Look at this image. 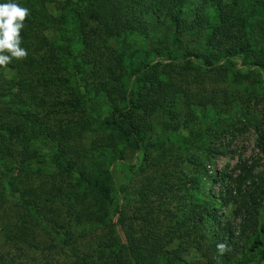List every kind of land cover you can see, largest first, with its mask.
<instances>
[{
  "label": "trees",
  "instance_id": "trees-1",
  "mask_svg": "<svg viewBox=\"0 0 264 264\" xmlns=\"http://www.w3.org/2000/svg\"><path fill=\"white\" fill-rule=\"evenodd\" d=\"M16 2L30 15L21 31L27 58L0 67V166L20 221L7 239L36 244L39 228L51 234V247L71 251L73 264H249L264 245V167L240 159L229 172L209 175L218 191L195 205L187 191L198 176L182 166L167 169L165 158L181 129L189 132L186 144L203 145L193 130L196 121L207 109H226L213 95L191 92L181 69L194 72V83L201 84L203 67L210 68L207 77L229 81L220 89L224 96L264 97V0ZM51 3L58 6L55 15ZM50 28L57 38L45 33ZM236 57L245 69L233 72ZM8 69L27 77H8ZM178 75L185 85L176 82ZM61 90L72 97L54 96ZM225 121L209 125L219 132ZM251 126L264 152V118ZM86 129L94 133L87 146L81 137ZM128 153L136 159L133 172L141 175L133 189L139 205L133 206V235L121 217L122 233L110 227L81 251L78 241L108 227L112 214H123L108 165ZM45 158L64 172L68 185L21 180ZM188 242L202 251L201 259L183 256ZM219 242L230 249L222 256ZM8 260L0 254V264Z\"/></svg>",
  "mask_w": 264,
  "mask_h": 264
},
{
  "label": "rangeland",
  "instance_id": "rangeland-1",
  "mask_svg": "<svg viewBox=\"0 0 264 264\" xmlns=\"http://www.w3.org/2000/svg\"><path fill=\"white\" fill-rule=\"evenodd\" d=\"M57 1L63 2L67 0ZM57 7L56 3L49 4V10L53 15L58 11ZM45 33L51 39L58 37L57 29L50 28L45 30ZM162 59L167 60L166 57ZM233 59L230 61V68L233 69V72L236 68L238 70L245 69L241 65L239 57ZM17 70L19 69H8L6 71V76L12 77L17 74L19 77H27L23 71L16 73ZM181 72L186 75V80L189 83L188 88L191 92L196 93L197 95H200L201 93L213 95L220 110L226 108L224 113H217L207 109L202 116H209V119L204 121L201 116V118L196 121L193 130L195 132L200 131L196 136L199 134L197 138L203 139V145H200V143L186 144L190 137L188 134L189 132L187 129H181L179 134L173 138L172 149H168V155L165 158L167 169L177 170L182 166V168L189 174L192 173L198 176L197 179L191 182L193 186L187 191L188 201H192L196 205L202 200L204 194H207L210 191L215 193L218 191V184L213 183L212 177H209V175L218 173L221 170L229 172L240 159H251L256 162L259 168L264 167V152L256 146L257 135L254 127L251 126V122L253 123L255 119L260 120L264 118V97L259 96L258 98H255L246 94L245 98H240L239 96L243 95L241 93L238 96H224V92L220 89L228 86L229 81L216 80L207 77V75H211L213 72L210 68L205 66L203 67L199 79L201 80V84L194 83L195 81L193 78L196 77L194 72H191L190 74V71H184L182 69ZM221 73L224 74L223 71H221ZM180 77L181 75L176 77V82L180 85H185V81H179ZM242 81L250 86L248 80L244 79ZM241 90L242 89L239 91ZM59 92L60 93L56 92L54 96L72 97L67 90H61ZM227 100L230 101H228L226 106ZM55 114L56 113L50 115L52 116V120H57ZM199 114L200 113H198V115ZM219 119L226 120L222 125V128L224 129H219V132H214L213 129H211L209 122ZM201 133L205 134L204 137L200 136ZM81 137L84 145L87 146L89 145V141L94 137V133L92 130L86 129ZM208 145L213 146L218 150L214 151V153H219L212 155L209 150L205 149ZM224 151L226 153H223ZM132 156V154L128 153L125 161L117 160L114 164L108 165L115 180V199L116 202L122 204L123 214H112L110 216L111 222L108 227L99 226L92 232H89L84 239L78 241L80 243L79 247L81 251L87 249L88 242L93 241L98 235H106L107 229H110V227L119 233H122V230L126 228L133 235V206H139L133 201V189L141 179V175L133 172V165L134 162H136V159L135 157L132 158ZM184 157H188L191 162H184ZM35 161L34 168L31 169V174L34 175L31 176L30 174H24L20 177L23 182L38 185L41 182V179H46L49 182L54 181L64 186L68 185V177L62 174L64 172L55 168L50 162L46 161V158L42 161V164L35 163ZM197 168H204L208 176L204 175L201 177ZM4 170V166H0V254H5L8 257V262L10 264H73L71 251L66 247H51V234L42 231L39 228H36L33 232L38 235L36 239H34L38 242L36 244L27 243L26 240H23V237L22 239L20 237L12 240L7 239V236H11L18 231L17 228L20 221L17 215L18 209L16 208L14 194L8 193L3 187L4 176L2 173ZM175 202L176 200L174 203ZM54 207L57 210L61 208L57 205H54ZM222 209L225 210L226 214H230V207L227 208L223 206ZM121 217L123 218L122 224H125V228L119 223ZM29 244H35L37 247ZM190 244V242L182 244L181 247L185 248L182 251L183 256L187 259H201L202 251L192 247ZM46 246L49 247L50 250H47ZM258 263L264 264V245L255 249V254L252 256L249 264ZM153 264L157 263L155 262Z\"/></svg>",
  "mask_w": 264,
  "mask_h": 264
},
{
  "label": "clouds",
  "instance_id": "clouds-1",
  "mask_svg": "<svg viewBox=\"0 0 264 264\" xmlns=\"http://www.w3.org/2000/svg\"><path fill=\"white\" fill-rule=\"evenodd\" d=\"M29 15L30 10L20 6L16 0L0 3V67H7L13 59L27 58L28 51L21 46L23 43L21 31ZM216 248L221 256L230 250L225 242L217 243Z\"/></svg>",
  "mask_w": 264,
  "mask_h": 264
}]
</instances>
